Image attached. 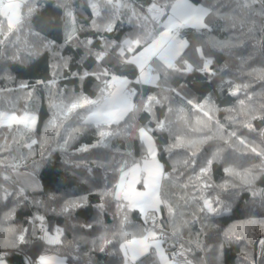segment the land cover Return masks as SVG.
Segmentation results:
<instances>
[{
    "label": "trees",
    "instance_id": "16d2710c",
    "mask_svg": "<svg viewBox=\"0 0 264 264\" xmlns=\"http://www.w3.org/2000/svg\"><path fill=\"white\" fill-rule=\"evenodd\" d=\"M61 2L25 0L20 11L21 22L11 32L5 17L0 14V41H3L0 44V111L20 115L27 110L37 116L36 129L28 134L22 129L17 130L16 126L12 129L0 127V147L3 149L0 158H4L5 163H16L17 169L34 171L41 183L40 190H26L28 201L19 205L15 204V196L5 200L0 190V218L15 207L11 225L16 229H29L24 244L14 243L11 234L0 232V260L3 264H26V259H31L35 264L39 255L55 253L64 257L66 264H121L122 239L119 235L114 237L112 232L125 215V232L138 233L149 224L137 209L118 210L114 197L105 198L101 213L98 208L102 203L100 192L117 184L121 166H130L146 155L137 131L146 126L152 129L150 134L156 155L167 174L161 182L163 195L178 212L176 236H173L174 228L167 209L157 214L160 225L171 230L163 245L171 242L183 246L195 264H256L254 253L252 259L242 254L246 238L235 226L247 217L264 218V156L251 151L253 146L258 152L264 151V119L261 118L264 116V33L260 32L263 22L262 16L258 15L263 4L256 0L252 5L257 15L252 17L255 30L251 34V22L243 29L238 22L233 29L229 22L216 17L208 18L213 31L207 34L194 29L182 30L181 38L190 46L181 55L194 70L185 74L169 70L167 76L161 72L157 83L140 84L136 82L138 68L125 64L118 48H109L108 55L98 65L80 42L92 40L89 47L95 52L102 49L104 41L114 46L125 38L135 39L151 32L159 26L151 20L138 21L132 15V9L143 16L153 0H126L128 7L121 8L116 14L111 32L97 31L92 26L93 20L101 25L106 23L111 11L102 13V17H94L90 0H66L75 16L77 29L76 38L68 43H65L67 18L64 8L58 6ZM164 2L166 0H161ZM192 2L203 4L206 0ZM232 7L235 5L226 6L223 11L229 12ZM29 8H33L30 16L27 15ZM229 37L238 38L237 46L231 51L213 50L207 43L209 38L224 40ZM49 41L53 46L45 48L44 44ZM197 47H202L205 57L212 59L214 75L199 71L203 60L195 51ZM61 57L68 61L67 67L62 66L64 60ZM57 65L61 67L57 68ZM105 69L110 74L128 78L129 88L136 93L134 104L141 105L148 96H155L162 102L154 106L151 114L141 109L133 119V114L129 113L119 125L111 126L120 134L111 137L106 146L90 147L87 152L79 149L97 145L100 139L95 125L81 130L76 139L63 148V129L61 135L49 133L46 138L45 127L56 111L50 105L68 103L79 95L97 99L98 85L102 86V81L91 74ZM85 72L90 75L82 81L79 77ZM53 78L55 87H46ZM22 84L27 88L22 89ZM237 86L240 91L231 95ZM206 98H210L214 106L209 113L210 121L204 115L207 106L203 109L193 106L204 105ZM241 100L245 105L241 106ZM78 111L83 115V110ZM79 118L73 114L65 123L76 128ZM158 121L165 122L163 129L157 127ZM248 122L252 124L251 131L244 126ZM128 125L134 126L125 131ZM233 132L236 136L231 135ZM241 139L246 144H241ZM32 140L37 142L32 144ZM213 154H217L215 158ZM208 159H213L210 173L198 182L195 178ZM225 168L232 171L226 173ZM4 171L14 177L11 170L0 167V172ZM249 171L255 179L246 177ZM14 180L15 183L5 184L10 192L20 187L15 177ZM0 183H4L2 179ZM52 194L57 197L55 202L49 200ZM80 197H86L83 207L73 211L71 217L60 214L65 200ZM205 198L213 206L227 205L229 210L219 214L208 213L206 209L202 211ZM35 201H43V204ZM38 215L45 217L44 226L51 234L57 227L64 229L61 245H48L40 239L39 221L36 232L31 231V219ZM89 223L94 227H82ZM7 226L0 224V228ZM106 229L112 240L110 244L99 239ZM261 240L263 255L258 264H264V239ZM251 245V251H254V244ZM136 264H159V261L150 250Z\"/></svg>",
    "mask_w": 264,
    "mask_h": 264
},
{
    "label": "snow or ice",
    "instance_id": "6c2138e0",
    "mask_svg": "<svg viewBox=\"0 0 264 264\" xmlns=\"http://www.w3.org/2000/svg\"><path fill=\"white\" fill-rule=\"evenodd\" d=\"M25 0H19V2H8L3 3L0 0V14L7 17L8 30L11 32L14 27L20 24L21 15L20 11ZM34 2V0H33ZM256 0H206V3L195 4L192 0H166V2L161 3V0H153V2L148 6L146 12L143 16L139 15L135 9H132V15L137 18L138 21L147 22L151 20L155 25L159 27H154L151 32L144 35H138L135 39L126 38L120 44H110L104 41L102 49L93 52L90 45H92V40L82 41L85 49L87 50V55L94 56L97 64L99 65L104 61L105 57L108 55L109 48H118L119 56L125 64L135 65L139 71L140 75L137 77L136 82L140 84H154L160 79L159 74L163 72L165 76L172 72H177L185 74L194 70L193 65L187 60L183 59L181 55L186 48H188L189 42L186 39L181 38V32L184 29H194L198 33L207 34L213 31L212 25L208 22V18L216 17L220 20L229 22L233 29L239 26L241 29L248 26V22H251V27H249V34L255 30V21L252 20L254 15H257L255 10L252 8L253 3ZM264 4V0H260ZM235 5L231 8V11L224 12L223 9L227 6ZM64 8V14L67 18V23L65 24V43L73 41L75 37L76 21L73 11L68 6L66 0H62L58 5ZM89 6L92 9L94 17H102V13L111 11L112 15L107 17V22L97 24L96 20H93L92 26L97 29V31L111 32L113 30V20L116 14L121 8L128 7L126 0H90ZM33 8H29L27 15H31ZM260 16H264V8L258 13ZM166 19L161 20L162 17ZM260 32L264 33V26H261ZM238 38L229 37L224 40H218L209 38L207 41L209 47L213 50L218 51H231L236 47V40ZM3 41H0L2 44ZM53 42L49 41L44 44L45 48H51ZM199 58L203 60L202 67L199 71L205 73L209 76L215 73L212 70L213 61L211 58H206L202 47H197L195 49ZM64 60L63 57H61ZM183 61V63H181ZM150 62H154L156 67H151ZM68 61L64 60L63 67H67ZM61 67L57 65V68ZM73 75H77L73 73ZM90 74L85 72L80 75V79L83 81L85 77ZM95 75L97 80L102 81V86L98 85L99 96L97 99L93 100L84 95L76 96L71 99L68 103H62L60 105L52 104L50 107L56 109L53 112L52 118L48 121L45 127V137L47 138L49 133L52 135H61V129L64 130L63 135V145L61 147H66L71 140L76 139V136L84 128L95 125L98 130V135L100 137L97 145H85L82 146L79 151L87 152L90 147H96L98 145H107L110 138L120 134L119 131L112 130V125H119L122 120L125 119L129 113L134 114L143 110L148 113H152V110L156 104H160L162 101L157 99L155 96H148L146 100L142 101L141 105H136L132 103V97L136 95L131 89H129V81L116 74H110L109 70L105 69L100 73H92ZM55 78L48 81L46 87H55ZM22 89L27 88V85L22 84L20 86ZM240 91V87L237 86L231 95H237ZM31 96V93H29ZM192 103V101H189ZM241 106L245 105V101H240ZM195 108L203 109L205 106L208 107V111L204 113L208 117L209 121L211 116L209 113L213 110V105L210 98H206L205 104H194ZM83 110V115L78 111ZM264 111V109H262ZM73 114L80 117L78 120V127L70 128L69 125L65 123ZM264 119V116L261 117ZM255 119V117H253ZM16 126L17 130L22 129L25 134L31 133L36 129L37 126V116L29 111H25L23 115H17L15 112L8 113L6 111H0V127H7L12 129ZM134 125H128L125 131H128ZM250 131L252 130L251 122L244 125ZM157 127L163 129L165 127L164 121H158ZM138 137L146 150V156L144 158L143 166L134 163L131 167L124 165L119 169L120 177L119 182L113 188H106L100 192L102 203L98 205L101 213H103L105 208V198L114 197L117 201V209H138L141 215L144 217L145 222L149 219L152 220V227L144 229L138 233H129L124 231V226L127 223V216L120 222L119 227L112 235L115 237L119 235L122 239L120 243V250L124 255V264H136L141 257L149 254L150 250H155L158 258L159 264H180L176 259V256H182L183 251L176 253L171 260H169L162 249V244L165 239V232L160 226L161 222L157 219V214L161 212L162 209H167L168 216L170 218V223L174 228L173 236L178 234V226L176 223V217L178 215L177 209L164 197L162 192L161 182L167 178V174L164 171L163 165H161L156 159V148L153 141V137L150 134L152 129L145 127L138 128ZM232 136H236V133H231ZM37 141L32 140V144ZM241 144H246V141L241 139ZM31 147V145H26ZM0 147V151H2ZM251 151L256 153L258 156H264V151H257L256 147H252ZM217 154H213L214 158ZM13 161L15 157L12 158ZM213 164V159H208L206 165L200 168L199 175L196 176V180L199 182L202 178L206 177L210 173L211 165ZM79 166V165H77ZM0 167L5 170H11V172H17V164L5 163L4 158H0ZM232 169L225 168L226 173H230ZM246 177L250 179H255L251 175V172H246ZM0 179L4 183H0V190L4 193V199L8 197L15 196V204L19 205L21 203L28 201V196L26 195V188L21 186L14 191H9L5 184L9 181L15 183L14 177L7 174V171L0 172ZM138 183L143 184V191L137 190L135 185ZM28 186L33 190H37L39 185L34 177H30ZM207 187V185H205ZM255 195V193H254ZM57 197L55 194L49 196V200L55 202ZM37 204H43V201H35ZM86 203V197H80L79 199H68L60 207V214L67 215L71 217L73 211L77 208L83 207ZM217 204L220 202L217 201ZM206 209L208 213L219 214L221 211H228L227 205H222L221 207L213 206V203L208 199H203L202 211ZM55 211V209H53ZM15 213V207L10 209L4 214L3 218H0V224H7V227L0 228V232H5L11 234L14 243L24 244L27 242L26 233L29 229H16L11 225L12 217ZM44 216H34L31 219V224L33 225L31 231L36 232V222H40L39 231L43 233L40 239L48 245H61L63 242L64 229L57 227L55 233L51 234L47 228L44 226ZM100 221H97L99 223ZM187 223V222H185ZM82 227L93 228L94 225L89 223L82 225ZM108 230H105V234L100 236V240L104 244L112 243V240L108 238ZM18 233V234H17ZM95 243V241L93 242ZM183 247V246H182ZM104 247H101V251ZM0 264H3V260H0ZM26 264H33L31 259H26ZM35 264H64V260L58 254H42L39 255L35 261ZM183 264H191L187 259L184 260Z\"/></svg>",
    "mask_w": 264,
    "mask_h": 264
},
{
    "label": "rangeland",
    "instance_id": "374dc122",
    "mask_svg": "<svg viewBox=\"0 0 264 264\" xmlns=\"http://www.w3.org/2000/svg\"><path fill=\"white\" fill-rule=\"evenodd\" d=\"M4 16V15H3ZM5 17V16H4ZM166 19V16L162 19L164 20ZM5 20H6V23L8 24L7 22V17H5ZM126 39V38H125ZM124 39V40H125ZM140 75V71L138 69V76ZM125 77L127 80L128 78L126 76H123ZM129 81V80H128ZM129 87V86H128ZM130 89V88H129ZM132 90V89H131ZM133 91V90H132ZM95 100V99H93ZM132 103L134 104L133 102V97H132ZM7 112V111H6ZM8 113H13V112H8ZM18 115V114H17ZM20 115H23L20 114ZM146 156V155H145ZM141 158L140 160L136 161L135 163L136 164H140L141 166H143V162H144V158ZM156 159L157 161L162 165L161 161L159 160V158L157 157L156 155ZM134 163H132L129 167H131ZM17 172L19 173V175H17L16 173H13L15 179L19 182V185L20 187L23 186L26 188V190H30V191H33L29 186H28V182H29V179L30 177H34L35 180L37 181L38 185H39V188L37 190H40L41 189V183H40V180L37 176V174L32 171V170H28V169H17ZM119 177H120V173H119V176H118V181L117 183L119 182ZM136 189L137 190H140V191H143L144 188H143V184L142 183H138L135 185ZM35 190V191H37ZM138 210V209H137ZM139 211V210H138ZM143 217V216H142ZM264 217V216H263ZM235 226V225H234ZM152 225H149L147 227H145L144 229H148V228H151ZM236 229H241V232L242 234H245V238H246V241L244 244V247H243V255L252 259L251 258V255L253 256V253L254 251H251L252 249V245L251 244H254V242L257 240V248H258V245L260 244L261 245V252H262V255H263V245L261 243V239L263 238L264 239V218H260V217H252V218H246L244 219L242 222L239 223V225L235 226ZM249 228H252V229H249ZM244 231V232H243ZM55 233V230L53 232V234ZM258 237V238H257ZM257 238V239H256ZM256 239V240H255ZM260 240V242H259ZM248 245H251V248H249ZM162 249H163V252L165 254V246L162 244ZM254 250V248H253ZM153 253L155 254L156 258L158 259L159 261V258L155 252V250H153ZM122 256H123V261L121 262V264H124V255L123 253L121 252ZM63 260H64V264H66L65 262V259L64 257L60 256ZM260 257L257 256V260L255 261L256 264H258V260H259ZM192 259V258H191ZM192 262L195 264L194 260L192 259Z\"/></svg>",
    "mask_w": 264,
    "mask_h": 264
},
{
    "label": "built area",
    "instance_id": "2783aa9c",
    "mask_svg": "<svg viewBox=\"0 0 264 264\" xmlns=\"http://www.w3.org/2000/svg\"><path fill=\"white\" fill-rule=\"evenodd\" d=\"M7 0H2L3 3H6ZM260 1V0H259ZM264 6V4H263ZM262 22H263V26H264V16H262ZM148 224L149 225H152V220L149 219L148 220ZM161 226V225H160ZM162 227V226H161ZM163 228V227H162ZM164 232H165V238H167V236L169 235V233L171 232V230H166L164 229ZM43 233L40 232V236L42 235ZM165 246V256L171 260L172 257L176 254V253H179L181 251H183V255L182 256H176V259L180 262V264H183L184 260L187 259L188 261L191 262V264H194L192 262V259L190 257V255L186 252V250H184L181 246L179 245H173L171 242H166L164 244ZM257 256L258 257H261L262 256V252H261V245L259 244L258 245V248H257Z\"/></svg>",
    "mask_w": 264,
    "mask_h": 264
},
{
    "label": "water",
    "instance_id": "95a60500",
    "mask_svg": "<svg viewBox=\"0 0 264 264\" xmlns=\"http://www.w3.org/2000/svg\"><path fill=\"white\" fill-rule=\"evenodd\" d=\"M257 240L254 242V254H255V261L257 260Z\"/></svg>",
    "mask_w": 264,
    "mask_h": 264
},
{
    "label": "crops",
    "instance_id": "0c3cea01",
    "mask_svg": "<svg viewBox=\"0 0 264 264\" xmlns=\"http://www.w3.org/2000/svg\"><path fill=\"white\" fill-rule=\"evenodd\" d=\"M8 2H19V0H7L6 3ZM150 66L153 67V63L150 62Z\"/></svg>",
    "mask_w": 264,
    "mask_h": 264
}]
</instances>
